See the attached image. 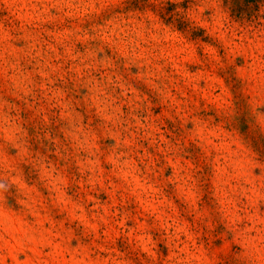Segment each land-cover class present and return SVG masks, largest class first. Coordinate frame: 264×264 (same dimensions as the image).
I'll list each match as a JSON object with an SVG mask.
<instances>
[{
	"label": "rangeland",
	"instance_id": "rangeland-1",
	"mask_svg": "<svg viewBox=\"0 0 264 264\" xmlns=\"http://www.w3.org/2000/svg\"><path fill=\"white\" fill-rule=\"evenodd\" d=\"M0 264H264V0H0Z\"/></svg>",
	"mask_w": 264,
	"mask_h": 264
}]
</instances>
